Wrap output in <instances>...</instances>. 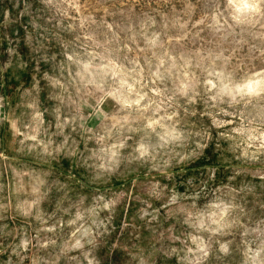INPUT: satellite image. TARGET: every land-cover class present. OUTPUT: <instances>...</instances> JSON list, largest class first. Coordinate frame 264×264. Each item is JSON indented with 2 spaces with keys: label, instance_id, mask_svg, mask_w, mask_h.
Listing matches in <instances>:
<instances>
[{
  "label": "rangeland",
  "instance_id": "obj_1",
  "mask_svg": "<svg viewBox=\"0 0 264 264\" xmlns=\"http://www.w3.org/2000/svg\"><path fill=\"white\" fill-rule=\"evenodd\" d=\"M0 264H264V0H0Z\"/></svg>",
  "mask_w": 264,
  "mask_h": 264
}]
</instances>
